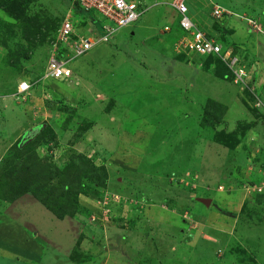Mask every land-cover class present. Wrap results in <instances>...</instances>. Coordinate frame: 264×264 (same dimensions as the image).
<instances>
[{
  "label": "rangeland",
  "instance_id": "obj_1",
  "mask_svg": "<svg viewBox=\"0 0 264 264\" xmlns=\"http://www.w3.org/2000/svg\"><path fill=\"white\" fill-rule=\"evenodd\" d=\"M11 1L0 0V176L18 162L13 145L46 134L39 164L26 162L31 191L0 198V264H264V0H187L206 32L212 4L232 13L222 41L244 60L242 80L217 58L177 54L176 11L150 1L139 22L72 61L76 77L45 85L33 82L67 17L89 37L115 25L74 0H19L29 27L5 11ZM80 156L105 168L107 183L97 189L82 172L76 214L59 218L49 209L58 195L38 187L55 193L65 178L48 183L40 166L81 167Z\"/></svg>",
  "mask_w": 264,
  "mask_h": 264
},
{
  "label": "built area",
  "instance_id": "obj_2",
  "mask_svg": "<svg viewBox=\"0 0 264 264\" xmlns=\"http://www.w3.org/2000/svg\"><path fill=\"white\" fill-rule=\"evenodd\" d=\"M150 1L154 4L169 5L182 16L180 25L185 34L175 44L178 53L197 54L203 57L216 56L230 68L237 80H242L243 72L238 68L240 58L230 49L224 51L223 44L197 26L188 14L187 0H163L162 3H158V0H74V6L77 3L87 13L93 11L94 21L101 15L104 19L113 22L115 27L110 24L104 25V35L98 33L94 37L78 35L75 32L74 22L67 17L58 29L43 80L70 79L73 74L69 66L73 60L86 56L95 46L109 42L116 30L139 22L153 6L149 4ZM224 16H232V13L219 4H212V19L216 22L222 20ZM254 26L258 28L256 24ZM165 31H170V28L165 27ZM31 88L32 84L29 81H23L18 85L17 94L25 99Z\"/></svg>",
  "mask_w": 264,
  "mask_h": 264
},
{
  "label": "trees",
  "instance_id": "obj_3",
  "mask_svg": "<svg viewBox=\"0 0 264 264\" xmlns=\"http://www.w3.org/2000/svg\"><path fill=\"white\" fill-rule=\"evenodd\" d=\"M24 5H25V3L20 2L19 0H12L11 2H8V3L3 2V8L12 18L18 19V20H21V21L27 23L26 25H29V27L33 26L36 23V20L32 19V18H28V15L26 14V7H23ZM169 7H171V6H169ZM190 8L191 7H189V13H188L189 16L195 21L197 26L200 29H202L200 27L201 25L197 23L196 17L193 15ZM74 9H75V11L77 10V11H79L85 15H88L91 18V20L93 22H95L94 16H93V11L87 13L77 3H75ZM172 9H174V8H172ZM175 11L177 13V17H176V19H174V21L177 23L176 29L181 31V35H182L181 38H182L185 34L184 29L180 25V19L182 16L179 14V12L177 10H175ZM226 19H230V16H224V18L222 19L221 22H218V21L215 22V20H214L213 21L214 26H212L211 31L208 32V34L211 37L215 38L217 41H219L221 44H223L224 51H226L230 48V47H225V45L222 41L224 39L227 40V38L225 36L227 34V31L224 30V28H221L222 24L224 23L223 21H225ZM215 23H217V24H215ZM166 27L170 28V31H168V33L173 32L172 24H171V26L166 25ZM25 30L30 31V28L25 29ZM104 32H105V30H104ZM104 34L105 33H102L100 35H104ZM56 37H57V35H56ZM56 37H54L55 41H56ZM180 39H178L177 41H179ZM227 41H229V40H227ZM175 52L179 55L182 54V53H178L176 50H175ZM236 55L240 58V56L238 55L237 52H236ZM200 57H201V59L202 58H204V59H209V58L219 59L226 66V69L228 70L229 74H231L232 77H235L233 75L232 71L230 70V68L220 58H218L216 56H208V57L200 56ZM240 60H242V59L240 58ZM242 62L244 63V60H242ZM240 65H242V64L240 63ZM44 72H45V70H44ZM44 72L42 73L41 78H39V80L33 82L34 84L37 82H40L41 84L43 83ZM47 81H50V80H47ZM51 81H55V80H51ZM31 90H32V88H31ZM66 110L70 111L71 109L67 108ZM42 127H40L41 129L38 132V135L35 137L34 140H31L28 143H26V145H24L23 148H20V146H19L20 143L13 145V147H15V148L12 147L11 151H9V152H12L13 155H15L18 158V162H16V163L10 162L8 164L7 168H5L6 169L5 173L0 176V198L1 199L14 200V199H17L20 196H22L26 193H29L31 191V188H32L31 177H28V178L26 177V175L30 172L31 167L28 166L26 162L32 161L34 164H37L39 161V156L36 153L37 152L36 151V148H37L36 145L39 143V139H42L46 134V131L43 130ZM51 135H53V137H55V133L52 130H51ZM33 153H34V157H35L34 159L31 157V155ZM7 156L5 158H3V160L5 159V163L8 162V159H6ZM80 157L82 159V166L81 167L77 166V164L75 162H71L64 169H60L57 167L55 170H51L50 169L51 167L48 165L42 164L43 167L40 166L42 168V171L44 172L42 178L47 180L48 183L53 182V180L56 177L65 178L64 182L62 181L63 183L61 185L57 186V189H55L56 190L55 193L52 190L51 191L47 190L48 188L43 184H40L38 187L42 190V193L46 197H53V196L55 197L58 195V199H60V201L58 203H56L55 206H53V207L49 206V209L54 214H56L59 218H64L69 214H71V215L76 214V211L74 210L73 202L77 200V198L80 194L86 193L85 184L82 182L83 181V180H81L82 178H79V176L82 175L81 174L82 172L85 175H88V176H86V178L88 180L95 181L97 189L100 187L104 188L106 183H107L108 175H107L105 168H103V167L97 168L95 165L91 164V162L88 160L87 157H84V156H80ZM23 160L25 161V164L22 163ZM95 170H97L96 174L94 172ZM36 193L38 195H40L38 192H36ZM44 200L46 201L45 202L46 204H49L46 199H44Z\"/></svg>",
  "mask_w": 264,
  "mask_h": 264
},
{
  "label": "crops",
  "instance_id": "obj_4",
  "mask_svg": "<svg viewBox=\"0 0 264 264\" xmlns=\"http://www.w3.org/2000/svg\"><path fill=\"white\" fill-rule=\"evenodd\" d=\"M164 6V5H163ZM166 6H168V5H166ZM233 16V15H232ZM249 20H251V19H249ZM242 27V26H241ZM239 28L238 30H241L242 28ZM244 27V26H243ZM250 27V26H249ZM250 30H251V27L249 28ZM242 32H243V30H241ZM94 32L95 33H97L95 30H94ZM252 34H256V32L255 31H253L252 30ZM240 33V34H239ZM99 34V33H98ZM232 39H233V41L235 42V43H238L239 41H241V40H245V38H244V36L241 34V32H237L236 34H233L232 35ZM241 47H244V48H246V47H248L247 45H245V44H241L240 45ZM47 65V64H46ZM72 74H73V76L70 78V79H68V80H63V81H65V82H69L70 80H72L74 77H76V75H75V72L72 70ZM58 81H62V80H58ZM43 84H47V80H45V81H43ZM93 133V131H90L89 132V134H92ZM1 211V210H0ZM10 232H8L7 234H9ZM38 238H35L34 240L36 241ZM7 257H9V256H7ZM27 262V264L29 263L28 261H26Z\"/></svg>",
  "mask_w": 264,
  "mask_h": 264
},
{
  "label": "clouds",
  "instance_id": "obj_5",
  "mask_svg": "<svg viewBox=\"0 0 264 264\" xmlns=\"http://www.w3.org/2000/svg\"><path fill=\"white\" fill-rule=\"evenodd\" d=\"M252 22H255V21H251V23H252ZM254 24H256V22H255V23H252V24L249 23V25H252V26H254ZM256 26H257V25H256ZM250 27H251V26H250ZM254 28H256V27L254 26ZM258 31H260V30H258ZM175 49H176V48H175Z\"/></svg>",
  "mask_w": 264,
  "mask_h": 264
},
{
  "label": "snow or ice",
  "instance_id": "obj_6",
  "mask_svg": "<svg viewBox=\"0 0 264 264\" xmlns=\"http://www.w3.org/2000/svg\"><path fill=\"white\" fill-rule=\"evenodd\" d=\"M24 87H27V85H24Z\"/></svg>",
  "mask_w": 264,
  "mask_h": 264
}]
</instances>
